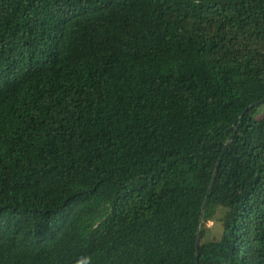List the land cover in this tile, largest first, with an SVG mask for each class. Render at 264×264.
Returning a JSON list of instances; mask_svg holds the SVG:
<instances>
[{"label": "trees", "instance_id": "obj_1", "mask_svg": "<svg viewBox=\"0 0 264 264\" xmlns=\"http://www.w3.org/2000/svg\"><path fill=\"white\" fill-rule=\"evenodd\" d=\"M263 99L264 0H0V264H264Z\"/></svg>", "mask_w": 264, "mask_h": 264}, {"label": "water", "instance_id": "obj_2", "mask_svg": "<svg viewBox=\"0 0 264 264\" xmlns=\"http://www.w3.org/2000/svg\"><path fill=\"white\" fill-rule=\"evenodd\" d=\"M263 101H264V99H263ZM229 143H230V141L226 142L225 145H224V147H223V149H222V151L219 153V156H218L217 162H216L215 167H214L212 181H213V179H214V176H215V173H216V171H217V168H218V166H219V164H220V161H221L223 155L225 154V152H226V150H227V148H228V146H229ZM212 181H211V182H212ZM209 189H210V186H209L208 190H209ZM202 213H203V206H202V208H201V215H202ZM198 238H199V232H197V234H196V240H195L196 255H197L198 242H199V239H198Z\"/></svg>", "mask_w": 264, "mask_h": 264}, {"label": "rangeland", "instance_id": "obj_3", "mask_svg": "<svg viewBox=\"0 0 264 264\" xmlns=\"http://www.w3.org/2000/svg\"><path fill=\"white\" fill-rule=\"evenodd\" d=\"M263 115H264V104L262 106H260V108L258 110V116H263ZM209 225H210L211 228L214 227L211 222H209Z\"/></svg>", "mask_w": 264, "mask_h": 264}]
</instances>
